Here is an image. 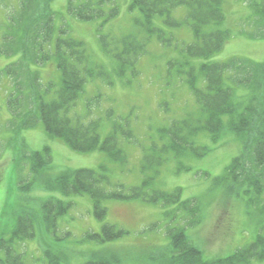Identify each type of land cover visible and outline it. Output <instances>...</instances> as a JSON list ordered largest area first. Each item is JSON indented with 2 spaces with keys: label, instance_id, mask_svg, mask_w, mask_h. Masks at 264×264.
<instances>
[{
  "label": "trees",
  "instance_id": "trees-1",
  "mask_svg": "<svg viewBox=\"0 0 264 264\" xmlns=\"http://www.w3.org/2000/svg\"><path fill=\"white\" fill-rule=\"evenodd\" d=\"M53 1L37 0L35 6L32 5L33 0H16L17 4L13 6L0 0L1 14L9 20L7 25L0 17V54L7 56L9 49L12 52L15 49L14 54L18 52L16 59L3 67L13 85V92L7 98L8 110L17 118L21 115V126L29 129L40 120L46 133L62 141L69 149L78 153L100 151L109 159L123 163V139H136L131 129L120 123L112 124L107 134L100 137V126H96L98 122L94 118L88 122L85 114L77 111L76 103L84 83L95 75H99L100 81L106 85L113 83L115 77H127L129 80L135 78L138 74L135 67L137 60L147 53V40L150 43L155 38L164 44L162 39L168 41L171 37L166 29H176L187 24L191 28L192 40L181 50L183 68L173 70V64L179 60L171 59L165 71L168 76L176 72L178 80L188 83L199 115L192 119L183 117L180 121H173L167 129V141L161 149L172 148L178 153L194 150L187 138L200 133H205L217 144L225 135L234 136L240 151L229 160L219 178L226 183L227 194L248 204L262 202L257 211L264 215V61L250 62L237 56L225 60L213 59L235 33L232 27L226 26V12L222 5L224 0H123L134 20V30L119 35L114 43L111 41L114 45L107 55L116 63L112 70L96 63L90 64L86 46L81 39L67 34V24L54 26L57 12L52 8ZM247 2L254 12L255 5L258 4L259 9L261 4L258 14L264 17V0ZM179 7L184 12L177 19L174 13ZM62 8L58 14L68 21L107 22L118 15L120 0H64ZM99 43L103 49L109 50L106 47V36L100 34ZM194 60L199 61L194 63ZM47 63L54 66L53 71L44 69ZM17 65L22 66L30 81L33 99H29L31 108L28 109L24 108L28 99L25 102ZM43 72L51 75L45 83L42 82ZM143 149L145 151V147ZM25 151L24 156L32 161L33 173L38 174L49 162L47 148L42 151ZM207 151L208 147L200 146L195 153L201 157ZM109 177L108 168L100 164L97 169L76 168L56 177H44L42 181L44 188L59 191L66 196L89 194L93 200L94 214L99 219L107 211L102 205L105 199L141 200L157 205L177 203L166 216L169 220L168 242L161 250L152 253L145 264H251L254 260L264 259V249L260 248V245H264V233L260 230L264 219L253 240L247 241L246 236H243L241 244L230 250V254L205 259L202 257V249L189 239L185 228L187 224L197 223L198 218H202L200 198L181 200L179 188L172 192L149 191L146 186L148 180L135 187L124 183L112 184ZM41 202L38 216H18L16 229L9 238H0V249L4 250L0 264H56L55 261H59L52 255V248L46 246L45 254L50 260L39 257L44 263L19 249L20 239L34 236V222L53 221L57 214L66 213L72 205L71 201L56 197H47ZM183 210L189 211L190 215ZM177 218L182 223H177ZM156 226L157 223H152L150 228ZM20 227L23 231L17 234ZM126 232L106 222L100 232H87L85 238L109 243ZM46 244L50 246L48 242ZM60 254L55 255L64 261ZM84 256L86 258L80 264H118L121 260L119 253L110 244L101 249L93 247Z\"/></svg>",
  "mask_w": 264,
  "mask_h": 264
},
{
  "label": "rangeland",
  "instance_id": "rangeland-1",
  "mask_svg": "<svg viewBox=\"0 0 264 264\" xmlns=\"http://www.w3.org/2000/svg\"><path fill=\"white\" fill-rule=\"evenodd\" d=\"M2 1L13 6L17 4L16 0ZM124 1L120 0L117 16L107 22H101V20L75 21V19L68 21L58 14L63 9L64 0H54L52 8L57 12L54 26L67 24V34L81 39L82 44L86 46L90 64L96 63L112 70L116 63L107 54L112 50L113 41L120 37L119 35L134 30L132 29L134 20ZM247 1L249 0L223 1L226 26L232 27L235 33L213 59L225 60L237 56L250 62L264 61V23H262L264 17L258 14L259 10L261 11V4L259 9L258 4L255 5L254 12L248 7ZM36 3L37 0H33L32 5L37 6ZM183 12V8L179 7L174 17L180 19ZM0 17L8 25L9 20L1 14V11ZM166 31L171 37L168 41L162 39L164 44L155 38L150 43L147 40L145 45L147 53L137 60L135 67L138 74L135 78L129 80L127 77L121 79L115 77L113 83L106 85L100 81L99 75H95L84 83L83 91L76 103L77 111L85 114L84 117L89 119L88 122L92 118L98 122L96 126H100V137L106 135L115 123L126 124L131 129L136 140L125 141V138H122L124 142L122 148L125 153L123 163L120 160L109 159L100 151L78 153L69 149L59 139L50 137L40 120L29 129L23 128L21 115L17 118L8 110L7 98L13 92L11 91L13 85L10 75L3 71V66L15 60L18 52L14 54L15 49L13 52L9 49L7 56L0 54V238L2 240L8 239L16 229L18 216L31 214L38 216L41 211V200L56 197L63 201H71V207L66 213L57 214L53 221L34 222V236L30 239H20L18 242L21 251L33 255L44 263L39 257L43 256L46 261L50 260L45 254L48 247L52 248V255L59 260L55 261L56 264H80L86 258L85 253L91 248L101 249L110 244L121 257L118 264H145L152 253L161 250V247L168 242L169 220L166 216L177 203L157 205L141 200L105 199L102 205L107 209V213L99 219L94 214L93 200L89 194L66 196L43 186L44 177H56L76 168L97 169L100 164L108 168L112 184L124 183L136 187L144 180H148L146 186L149 191L172 192L179 188L178 195L181 200L200 198L202 218H198L197 223L187 224L185 228L189 239L202 249V257L205 259L230 254V250L241 244L243 236H246L247 241L256 237L255 232L264 219L263 213L258 212L262 202L248 204L227 194L226 183L224 184L219 178L229 160L240 151L239 143L234 136L225 135L222 142L219 141L217 144L205 133H200L187 138L194 150L178 153L172 148L161 149L162 144L167 141L166 132L173 121H180L183 117L192 119L199 115V109L193 101L194 97L188 83L178 80L176 72L168 76L165 71L171 59L180 61H175L173 70L183 68L180 54L184 45L192 40L191 28L184 24ZM100 34L106 36L108 51L99 43ZM198 61L194 60V63ZM91 66L96 68L95 65ZM21 67L17 65L20 71L18 78L21 91L25 95V102L28 99L27 103L24 102V108L28 109L31 108L29 99H33V94L30 92L27 74ZM46 67L44 69L50 72L54 70L52 64L47 63ZM42 74L43 83L51 78L49 73ZM200 146L209 148V151L201 157L195 153ZM45 148L49 152L50 160L38 174H34L31 169L32 161L24 156L25 150L42 151ZM183 211L190 215L189 211ZM176 221L182 223L179 218ZM106 222L122 227L127 233L109 243H98L85 238L86 232H100L101 226ZM149 223L150 225L157 223V226L150 228ZM263 225L261 231L264 233ZM22 231L23 228L20 227L17 234H21ZM47 242L50 246H47ZM260 248L264 249V245H260ZM59 252H62L60 255L64 261L55 255ZM0 256H4L3 249H0ZM251 264H264V259L254 260Z\"/></svg>",
  "mask_w": 264,
  "mask_h": 264
}]
</instances>
